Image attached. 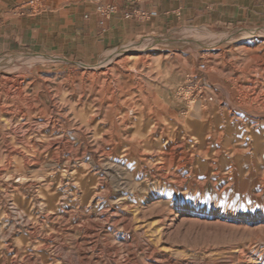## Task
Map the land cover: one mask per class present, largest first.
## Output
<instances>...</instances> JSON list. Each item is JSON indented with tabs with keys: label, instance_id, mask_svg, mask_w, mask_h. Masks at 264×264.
I'll list each match as a JSON object with an SVG mask.
<instances>
[{
	"label": "rangeland",
	"instance_id": "374dc122",
	"mask_svg": "<svg viewBox=\"0 0 264 264\" xmlns=\"http://www.w3.org/2000/svg\"><path fill=\"white\" fill-rule=\"evenodd\" d=\"M263 96L264 24L0 53V264H264ZM150 127L172 150L139 168Z\"/></svg>",
	"mask_w": 264,
	"mask_h": 264
},
{
	"label": "crops",
	"instance_id": "0c3cea01",
	"mask_svg": "<svg viewBox=\"0 0 264 264\" xmlns=\"http://www.w3.org/2000/svg\"><path fill=\"white\" fill-rule=\"evenodd\" d=\"M7 0L0 8V53L41 50L59 55L89 57L137 35L160 33L173 24L193 23L211 29L264 24V0ZM136 1V2H134ZM97 2L114 4L117 13L103 17ZM140 10L149 19L124 18ZM87 16V17H85Z\"/></svg>",
	"mask_w": 264,
	"mask_h": 264
},
{
	"label": "bare ground",
	"instance_id": "6f19581e",
	"mask_svg": "<svg viewBox=\"0 0 264 264\" xmlns=\"http://www.w3.org/2000/svg\"><path fill=\"white\" fill-rule=\"evenodd\" d=\"M20 95V94H19ZM258 97V96H257ZM261 107H263L264 106V96L261 98V100H260V104H259ZM233 110V109H232ZM245 111V110H244ZM260 114V113H259ZM257 117V116H256ZM264 117V116H263ZM230 120V119H229ZM239 120V119H238ZM151 122V121H150ZM156 123H155V125L156 126H159V122L156 120L155 121ZM238 122V121H237ZM258 122V121H257ZM229 123V122H228ZM252 123V122H251ZM123 124V123H122ZM152 124V122L151 123H147V126H149V125H151ZM230 125V124H229ZM112 126H113V124H112ZM111 126V127H112ZM259 125H257V127H258ZM155 127V126H154ZM253 127V126H252ZM135 128V127H134ZM240 128V127H239ZM250 128V127H249ZM212 130V129H211ZM156 131H157V129L155 128V129H152V127H150L146 132H145V134L143 135L145 138H144V140H142L141 142L138 140V142H133V143H131L130 144V150H128L127 151V154H126V160L127 161H129V162H131V161H133L134 162V164L135 165H138V167L140 168L141 166H140V164H142V163H144V162H148V163H153L154 161H162V159H163V157L164 156H168L169 155V151H171L172 150V146H170L169 148V150L168 151H163L162 153H160V150L162 149V150H164V146H166V145H168V143L169 144H171L170 142V140H167L166 142H165V140L163 139H161V136L160 137H158V138H156V139H154V137L157 135L156 134ZM105 134V133H104ZM106 134H107V132H106ZM245 134V133H244ZM246 135V134H245ZM245 135H243L244 137H245ZM108 136V135H107ZM158 136V135H157ZM209 136L210 137H213L214 136V134H212V133H210L209 134ZM239 136V135H238ZM251 136L254 138L253 139V144L255 143V140L258 138V137H254V135H253V133H251ZM220 137V136H219ZM243 137V138H244ZM183 138V137H182ZM235 138V137H234ZM106 139H107V137H106ZM250 139V138H249ZM104 140V139H103ZM130 140V139H129ZM174 140V139H173ZM172 140V141H173ZM218 140V139H217ZM216 140V141H217ZM241 140V138H237V141H240ZM264 140V139H263ZM212 141V140H211ZM220 141V140H219ZM109 143V139H107V140H105V141H103V143L104 144H106V143ZM125 143H124V146H126V140L124 141ZM261 143V142H260ZM175 144V143H174ZM213 144V143H212ZM238 144V143H237ZM249 144V143H248ZM121 143L119 142V143H117V145H115V148H114V150H115V152L116 151H118V150H120V148H121ZM128 145V144H127ZM240 145L242 146L243 144L242 143H240ZM161 147V149L160 150H157V147ZM217 146V145H216ZM261 146V145H260ZM111 148V147H110ZM241 148H243V147H241ZM253 148V147H252ZM251 148V149H252ZM142 149H145V150H147V151H151L150 152V154L148 155V154H144V153H141L140 152V150H142ZM179 149V148H178ZM242 151H243V149H242ZM26 151H24V153H25ZM42 152V151H41ZM8 153V152H7ZM234 153V152H233ZM238 153V152H237ZM253 153V152H252ZM178 154V153H177ZM240 154V153H239ZM41 155V154H40ZM255 155V154H254ZM30 156V155H29ZM107 156H109V155H107ZM178 156V155H177ZM155 157V158H154ZM238 157H239V155H238ZM154 158V159H153ZM236 159V158H235ZM256 159V158H255ZM114 160V159H113ZM122 162V161H121ZM169 164L171 163V161L169 160V161H167ZM23 165V164H22ZM120 165H122V164H120ZM131 165V164H130ZM133 165V164H132ZM111 166V165H110ZM122 166H124V167H126L127 165H122ZM112 168V167H111ZM134 169V168H133ZM162 169V168H161ZM164 169V168H163ZM169 169V168H168ZM140 170V169H139ZM158 171L160 170V167L157 169ZM156 170V171H157ZM176 170V169H175ZM148 173V172H147ZM49 174V173H48ZM149 175V174H148ZM161 176H162V178L166 181L167 180V176H163L162 174H161ZM158 179H160V178H158ZM96 185V184H95ZM94 193V192H93ZM99 193H101L100 194V196L102 197V198H105L106 197V195H107V193H108V190H100V192H98V194ZM97 194V195H98ZM92 196V195H91ZM50 197V196H49ZM48 197V198H49ZM48 200V199H47ZM47 202H50L49 200L48 201H46V203ZM51 202H52V200H51ZM93 202H95V204H94V206L98 203V200L97 199H94L93 200ZM87 217V220H89V217L88 216H86ZM29 218V217H28ZM120 220L118 219V220H115V222H119ZM121 222L122 223H124V224H122V225H124L125 226V228H126V230H132V223L134 222V218H130L128 215L126 216V215H123L122 216V220H121ZM62 229V228H61ZM64 229V228H63ZM58 231H61V230H59L58 229ZM28 233V232H27ZM141 236H142V241H144L148 246H150L151 248H153V250H155L154 249V244H156V241L154 242V244H153V241L152 240H150V239H148L146 236H145V234H141ZM141 238V237H140ZM42 239H43V241H46V240H48V238L46 237V236H43L42 237ZM158 242V241H157ZM42 243V242H41ZM38 244V243H37ZM146 246V245H145ZM148 246H146V247H148ZM45 249H46V247H44ZM263 253V252H262ZM261 253V254H262ZM164 257H163V259H165V260H167V262H168V264H192L193 262L192 261H190V260H188V259H183V257L181 256V255H179V254H177V253H174L173 251H169V253L168 254H164L163 255ZM264 257V256H263ZM260 258V257H259ZM31 261V260H30Z\"/></svg>",
	"mask_w": 264,
	"mask_h": 264
},
{
	"label": "built area",
	"instance_id": "2783aa9c",
	"mask_svg": "<svg viewBox=\"0 0 264 264\" xmlns=\"http://www.w3.org/2000/svg\"><path fill=\"white\" fill-rule=\"evenodd\" d=\"M126 1H130V0H126ZM36 5V0H28L27 3H26V8H29L30 10H32ZM94 11L99 14L100 16H103V17H109L115 13H117V7L114 5V4H103V3H100V2H97L96 5H95V8H94ZM123 16L124 18L128 19V18H132V17H135V18H139V19H143V20H147L149 19V14L145 13V12H142L140 10H127L123 13ZM87 17V16H85ZM200 70H204L205 69V65H201L200 67ZM201 91L199 90V93Z\"/></svg>",
	"mask_w": 264,
	"mask_h": 264
}]
</instances>
